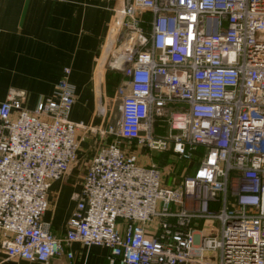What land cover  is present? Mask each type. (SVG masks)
<instances>
[{
  "label": "built area",
  "instance_id": "2783aa9c",
  "mask_svg": "<svg viewBox=\"0 0 264 264\" xmlns=\"http://www.w3.org/2000/svg\"><path fill=\"white\" fill-rule=\"evenodd\" d=\"M109 34L118 120L98 130L62 237L42 215L86 128L68 118L69 69L34 110L16 89L0 104L5 257L48 264L78 242L107 248L105 264H264V0H125ZM139 148L184 160L180 180L163 181L164 160L139 163ZM202 219L218 234L197 232Z\"/></svg>",
  "mask_w": 264,
  "mask_h": 264
},
{
  "label": "crops",
  "instance_id": "0c3cea01",
  "mask_svg": "<svg viewBox=\"0 0 264 264\" xmlns=\"http://www.w3.org/2000/svg\"><path fill=\"white\" fill-rule=\"evenodd\" d=\"M124 3L125 0H0V104L16 89L24 94L17 97L23 108L34 110L39 101L52 96L63 69L68 68L67 80L74 87L68 118L86 127L77 131L78 160L62 178L51 183L48 191L49 205L42 221L49 224L57 237L66 231V221L87 171L92 144L102 140L98 130L110 124L108 113L117 105L119 82L124 77L105 68L103 55L115 13ZM158 157L148 156L145 148H139L141 164L156 162L154 158ZM162 160L157 163L167 165ZM172 169L171 174L164 172L163 181L167 184L181 178V173L176 176ZM156 223L155 220L149 223V232L154 231ZM219 225L216 220L194 223L197 232L205 235H217ZM2 239L0 232V244ZM67 252L71 253L70 258ZM107 254L103 246L74 242L65 246L61 254L52 256L48 264H105ZM205 256L212 262L218 258L216 252ZM0 264L32 263L6 258L0 247Z\"/></svg>",
  "mask_w": 264,
  "mask_h": 264
},
{
  "label": "rangeland",
  "instance_id": "374dc122",
  "mask_svg": "<svg viewBox=\"0 0 264 264\" xmlns=\"http://www.w3.org/2000/svg\"><path fill=\"white\" fill-rule=\"evenodd\" d=\"M125 79L124 78H121L120 79V85H122L123 84V81H124ZM171 108H177L176 106H171ZM116 109V108H115ZM110 110V112L108 113V123H110V124H115L116 122H117V120H118V110L116 109V110ZM158 133L159 132H163L164 133V131H162V130H159V129H157L156 130ZM199 153H203V148H198V150H197ZM155 156H159L158 158H154V161H158V160H161V159H164V161L166 162V163H171V164H173L174 165V169H175V171H174V173H176V176H177V174L178 173H180L181 171H182V168H183V166L186 164V162L184 161V160H175L174 158H171L170 156H169V154H167V153H164V154H159V155H156L155 154ZM194 164V163H193ZM175 176V175H174ZM171 178H172V176L170 177V178H168V181L170 182L171 181Z\"/></svg>",
  "mask_w": 264,
  "mask_h": 264
},
{
  "label": "water",
  "instance_id": "95a60500",
  "mask_svg": "<svg viewBox=\"0 0 264 264\" xmlns=\"http://www.w3.org/2000/svg\"><path fill=\"white\" fill-rule=\"evenodd\" d=\"M124 64H125V58H124V56H121V57H119V58L117 59V61L115 62L114 68H116V69H118V70H121V69L123 68ZM99 69H100V68H99ZM100 112H101V108H100V101H99V102H98V107H97V114L99 115ZM96 145H97L96 142H93V144H92V150H91V156H90V158H89V161H90L92 155H94L93 153H94V150H95V148H96ZM75 163H76V162H74L73 164H71V165L69 166L67 172L71 169V167H72ZM67 172H66V173H67Z\"/></svg>",
  "mask_w": 264,
  "mask_h": 264
}]
</instances>
